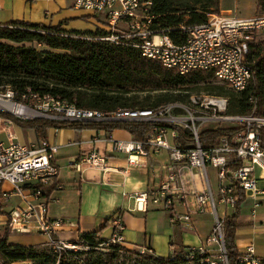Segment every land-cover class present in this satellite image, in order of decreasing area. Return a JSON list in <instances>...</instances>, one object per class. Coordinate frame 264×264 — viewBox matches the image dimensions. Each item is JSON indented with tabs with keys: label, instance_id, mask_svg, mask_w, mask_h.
Returning <instances> with one entry per match:
<instances>
[{
	"label": "built area",
	"instance_id": "obj_1",
	"mask_svg": "<svg viewBox=\"0 0 264 264\" xmlns=\"http://www.w3.org/2000/svg\"><path fill=\"white\" fill-rule=\"evenodd\" d=\"M77 9L106 17L109 30L96 40L111 44L129 42L147 60L158 62L165 69L182 77L194 72H212L214 81L236 93L250 87L255 74L249 66L248 55L252 46L261 42L264 33V10L261 14L244 19L237 12L210 14L202 25L182 26L187 35L186 43L177 44L163 31L154 29L157 17L152 13L153 3L148 0H73ZM123 24L124 27H120ZM125 44V43H124ZM251 110L244 114H228L229 101L225 97L191 95L187 102H174L155 109H118L111 113L78 108L67 101L51 96H41L28 91L18 97L10 87L0 89V184L7 183L14 193L22 195L28 189L36 203L27 202L14 208L9 214L8 226L13 233L44 235V248L55 255L60 264L67 252H88L90 246L76 245L61 240L59 233L74 225L64 219L51 220L47 216V203L41 201L44 187L58 176L60 167L57 155L61 146L46 139L20 143L15 132L14 119L31 121L44 119L55 122H151L156 126L145 140L132 143L115 142L113 150L128 155L129 167H138L140 157L166 151L173 164L153 203L162 204L178 218L191 222L194 216L210 214L214 225L205 244L190 248L185 255L187 264H230L225 246V220L228 210L235 211L241 194L245 200L253 199V209L264 195L258 188L264 177V116L257 113V101L250 99ZM204 125L212 128L202 130ZM57 134L61 129H53ZM235 130V134L222 136L215 144L203 147L199 136L205 131ZM4 136V138H1ZM75 145L70 143L67 146ZM70 167L83 173L85 167L104 174L113 171L108 157L99 150L84 152ZM216 171L218 192L215 196L210 184L208 169ZM260 173V176H258ZM195 177H199L201 189ZM147 194L136 197L138 210L144 211ZM183 202L186 214L178 217L175 203ZM222 205L223 210L218 209ZM140 208V209H139ZM111 235L99 247L109 254L119 247L118 264H143L145 256H156L149 248L127 250L120 216L111 221ZM79 241V239L77 240ZM122 248H126L124 251ZM175 254V253H174ZM173 254V256H174ZM88 254L74 258L79 264ZM238 264H264V258L256 256L254 246L238 252Z\"/></svg>",
	"mask_w": 264,
	"mask_h": 264
},
{
	"label": "trees",
	"instance_id": "obj_2",
	"mask_svg": "<svg viewBox=\"0 0 264 264\" xmlns=\"http://www.w3.org/2000/svg\"><path fill=\"white\" fill-rule=\"evenodd\" d=\"M153 3L152 13L157 17L154 29L166 32L175 43H186L187 35L182 26L205 24L210 14L220 12V0H148ZM258 10H264V0H256ZM106 32L82 34L65 32L61 26L32 24L13 21L0 24V89L10 87L18 97L28 91L41 96H51L67 101L78 108L106 113L118 109H155L159 106L187 102L190 94L174 95L177 89L202 90L208 95L225 97L229 101L228 114H244L251 110L250 99L257 101V113L264 116V42L250 49L248 62L255 74L253 84L241 93L214 85L212 72H194L182 77L165 69L158 62L143 58L131 43L111 44L96 40ZM90 39V40H89ZM155 91L158 95L139 101L134 89ZM22 129L34 131L37 137L47 139L50 129L105 131L126 130L137 141L146 139L156 126L151 122H55L44 119L21 121L14 119ZM235 130L205 131L199 136L203 147L215 144L222 136L235 134ZM264 145V144H263ZM53 182V181H52ZM54 181L48 186L47 196L57 189ZM45 188V187H44ZM245 202L241 194L234 214L225 220V246L230 264L236 263L238 250L235 245L237 221ZM107 219L99 230L81 233L76 245L90 246L91 250L67 252L60 264H79L74 258L88 254L82 264H118L119 247L109 254L95 253V248L105 242L102 234L107 230ZM9 231L0 239V264H56V257L44 247H26L10 244ZM126 251V248H122ZM127 250H133L131 248ZM136 251V250H134ZM190 248L170 257L145 256L143 264H187L185 255ZM95 254V255H94Z\"/></svg>",
	"mask_w": 264,
	"mask_h": 264
},
{
	"label": "crops",
	"instance_id": "obj_3",
	"mask_svg": "<svg viewBox=\"0 0 264 264\" xmlns=\"http://www.w3.org/2000/svg\"><path fill=\"white\" fill-rule=\"evenodd\" d=\"M238 2L239 0H234V3L238 4ZM252 7L254 13L241 18L250 19L262 13L258 10L256 0ZM231 11L237 12L226 0H220V12ZM13 21L61 26V30L69 33L89 34L97 31L107 33L109 30L104 15L77 9L73 0H0V24ZM120 27H124V25L121 24ZM21 130L31 131L18 126L15 128L20 143L35 142H27V138H24ZM34 134L36 141L40 140L35 132ZM150 135L152 132L148 134V136ZM46 140L53 145L61 146L57 155L60 170L61 163L77 161L84 152L91 150H99L105 154L110 166L114 169L104 174L100 170L85 167L83 173L75 172L76 176H69L67 182L60 179L61 171H59L58 176L54 178V181L59 183L57 189L49 197L46 189L54 181L43 189L41 201L47 203L48 218L51 220L64 219L74 225V227L65 228L59 233L61 240L77 241L81 233L95 232L107 219L120 216L125 226L123 233L125 244L133 250L147 247L156 256L166 258L183 249L198 248L205 244L214 225L212 215L194 216L191 222H184L178 218L173 220V209L167 211L162 204L153 203L155 193L168 174L173 171V164L166 151L151 153L148 157H140L138 158V167L131 168L128 164V155L113 150L115 142H139L126 130H114L108 134L103 130L77 132L71 129H62L56 134L53 129H50ZM70 143H75V145L67 146ZM210 169L218 192L219 184L216 171L209 168L208 174ZM209 180L213 190L210 174ZM195 181L198 188L201 189L199 177H195ZM258 188L264 190V177L259 178ZM142 194L148 195L147 203L139 205L144 208V211L138 210L136 201V197ZM256 200L260 206L255 210L253 209L255 200L252 198L245 200L242 204L237 221L235 245L240 253H244L247 247L254 246L256 256L263 259L264 195H259ZM27 202L36 203L30 190L26 189L22 195H18L14 193L11 185L0 184V239L6 231H9L8 241L10 244L30 247L14 243L11 240L13 232L8 226L10 212L16 207L25 206ZM174 210L178 217L187 212L183 202H176ZM233 214L234 211L232 213L228 211V216ZM111 232V222H109L102 237L109 238ZM36 234L42 239L37 246L32 247H44L47 242L46 237L39 233Z\"/></svg>",
	"mask_w": 264,
	"mask_h": 264
},
{
	"label": "rangeland",
	"instance_id": "obj_4",
	"mask_svg": "<svg viewBox=\"0 0 264 264\" xmlns=\"http://www.w3.org/2000/svg\"><path fill=\"white\" fill-rule=\"evenodd\" d=\"M227 3L231 4V8L233 10H236L239 14L240 17H245V16H250L254 13V8L252 7V4L254 3V0H239L238 4L234 3V0H226ZM261 41L264 42V33H262L260 35ZM90 40V39H89ZM214 85H219V86H224L222 84H219L217 82L214 81ZM226 87V86H224ZM133 91H135L136 95L139 96V101H143L146 97L151 96L152 98H154L155 96L158 95V92L155 91H144L141 88H135ZM174 95H178V94H190L191 95H208L206 92L202 91V90H190V91H186L183 89H177L176 91L173 92ZM213 126L211 125H204L202 127V130H205L206 128H212ZM20 132H22V134L24 135V138H27V142L29 141H35L36 142V137L34 132L32 131H23L21 130ZM25 134H28V136H25ZM38 139V138H37ZM73 151V150H72ZM74 159V158H73ZM72 159V160H73ZM71 161H66L64 163H61V172H60V179L64 180L65 182H67V178L69 176H74L75 175V170L74 168H71L70 165ZM209 174L211 176L212 179V186H213V193L216 196L217 195V191H216V185H215V181H214V176L212 174L211 169L209 170ZM76 176V175H75ZM223 206L219 205L218 209H222ZM229 213H232L231 210H228ZM42 238H40V236L38 234H36L35 232H33L32 234H19V233H13L11 235V240L16 243V244H23V245H28V246H37ZM73 244V242H72ZM104 249L100 248L98 250L95 251V253H100V254H104V252L101 250ZM82 252V251H80ZM83 253H87V252H83ZM95 255V254H94Z\"/></svg>",
	"mask_w": 264,
	"mask_h": 264
}]
</instances>
